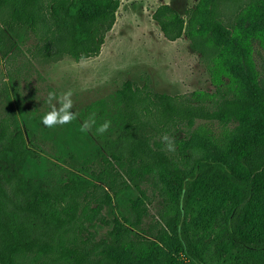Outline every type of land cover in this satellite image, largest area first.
<instances>
[{
    "label": "trees",
    "instance_id": "obj_1",
    "mask_svg": "<svg viewBox=\"0 0 264 264\" xmlns=\"http://www.w3.org/2000/svg\"><path fill=\"white\" fill-rule=\"evenodd\" d=\"M260 5L209 0L205 36L190 32L192 15L165 18L175 13L168 4L152 17L166 39L186 35L204 55L211 35L230 38L239 16ZM119 6L0 0V264H208V239L218 264H264V63L249 97L209 103L126 79L89 106L111 122L101 144L91 135L88 155L59 150L51 175L26 174L40 146L24 116L21 71L97 56ZM196 120L237 132L218 155H196L182 141Z\"/></svg>",
    "mask_w": 264,
    "mask_h": 264
},
{
    "label": "rangeland",
    "instance_id": "obj_2",
    "mask_svg": "<svg viewBox=\"0 0 264 264\" xmlns=\"http://www.w3.org/2000/svg\"><path fill=\"white\" fill-rule=\"evenodd\" d=\"M162 4L170 5L185 19L190 17V32L205 36L209 32L207 8L209 0H120L115 23L107 33L100 53L92 58L75 61L65 56L48 64L33 62L19 76L20 88L26 95L24 116L33 129L39 159L28 164L30 175H51V160L60 150L66 153L88 155L94 136L98 144L102 137L95 131L103 118L89 106L108 96L126 79L141 83L148 78L151 86L160 92L184 94L197 102L209 103L221 94L249 97L251 85L257 81L264 63V5L252 6L237 19L230 38L213 34L203 55L193 51L186 35L168 40L154 21L152 14ZM194 11V12H193ZM33 39L28 40L32 44ZM215 46L217 51L211 46ZM3 64L0 65L3 69ZM3 72V71H2ZM71 90L73 109L77 118L65 125L47 127L41 117L51 110L49 91L57 96ZM57 108L60 103L53 100ZM95 120L91 128L83 129L84 121ZM182 141L189 144L196 155L216 156L222 145L237 132L235 125L216 121L196 120L184 126ZM165 139H168L165 138ZM49 161V162H48ZM131 193L122 197L124 201ZM223 222V214L219 223ZM104 228L101 229V232ZM212 238L216 234L211 235ZM206 251L208 264H218L212 249ZM126 264H155L132 260Z\"/></svg>",
    "mask_w": 264,
    "mask_h": 264
},
{
    "label": "clouds",
    "instance_id": "obj_3",
    "mask_svg": "<svg viewBox=\"0 0 264 264\" xmlns=\"http://www.w3.org/2000/svg\"><path fill=\"white\" fill-rule=\"evenodd\" d=\"M72 92L68 90L64 92L62 96H57V93L54 91H49L48 93V102L51 106V110L46 112L40 119L43 125L47 127H53L55 125H65L73 121L77 118L76 112L72 111L73 109V100H72ZM53 100H57L60 103V107L57 108L54 104H52ZM95 120L84 121L83 129L91 128L93 124H95ZM110 121L105 120L103 123L99 124V126L95 129L97 133L103 134L110 127ZM173 146L169 144V148L171 149Z\"/></svg>",
    "mask_w": 264,
    "mask_h": 264
}]
</instances>
